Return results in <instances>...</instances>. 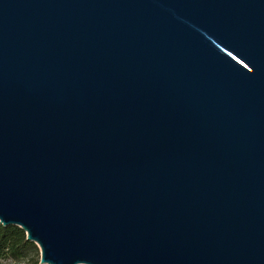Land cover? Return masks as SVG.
<instances>
[{"label":"water","instance_id":"obj_1","mask_svg":"<svg viewBox=\"0 0 264 264\" xmlns=\"http://www.w3.org/2000/svg\"><path fill=\"white\" fill-rule=\"evenodd\" d=\"M0 224L41 264H264V0H0Z\"/></svg>","mask_w":264,"mask_h":264},{"label":"trees","instance_id":"obj_2","mask_svg":"<svg viewBox=\"0 0 264 264\" xmlns=\"http://www.w3.org/2000/svg\"><path fill=\"white\" fill-rule=\"evenodd\" d=\"M38 246L19 227L0 224V264H41Z\"/></svg>","mask_w":264,"mask_h":264}]
</instances>
